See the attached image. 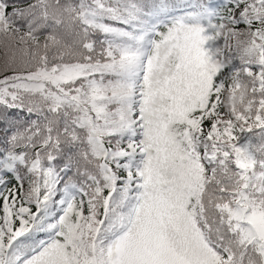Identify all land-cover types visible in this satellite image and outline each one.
Returning <instances> with one entry per match:
<instances>
[{
	"label": "snow or ice",
	"instance_id": "1",
	"mask_svg": "<svg viewBox=\"0 0 264 264\" xmlns=\"http://www.w3.org/2000/svg\"><path fill=\"white\" fill-rule=\"evenodd\" d=\"M226 3L0 0V264H264V0Z\"/></svg>",
	"mask_w": 264,
	"mask_h": 264
},
{
	"label": "trees",
	"instance_id": "2",
	"mask_svg": "<svg viewBox=\"0 0 264 264\" xmlns=\"http://www.w3.org/2000/svg\"><path fill=\"white\" fill-rule=\"evenodd\" d=\"M209 6L218 12L223 11L228 7L226 0H209ZM219 42H220V40H217L215 42H210L208 47H212V48L218 47ZM0 55H2V54H0ZM230 58L232 59V66H231V69H226V73L229 71H234V70H237L240 68V62L238 59L235 58L234 53L230 54ZM227 98H228V96L226 95L225 96V103H227ZM11 115L13 116V118H18L20 120H24V119L28 118L23 113H15L14 112V113H11Z\"/></svg>",
	"mask_w": 264,
	"mask_h": 264
},
{
	"label": "clouds",
	"instance_id": "3",
	"mask_svg": "<svg viewBox=\"0 0 264 264\" xmlns=\"http://www.w3.org/2000/svg\"><path fill=\"white\" fill-rule=\"evenodd\" d=\"M231 33V30H227L223 33V35L228 36ZM228 65L226 64L225 67ZM248 92L245 90L244 86H241V91L235 96H228L226 106H231L233 104L239 106L242 99H247Z\"/></svg>",
	"mask_w": 264,
	"mask_h": 264
},
{
	"label": "rangeland",
	"instance_id": "4",
	"mask_svg": "<svg viewBox=\"0 0 264 264\" xmlns=\"http://www.w3.org/2000/svg\"><path fill=\"white\" fill-rule=\"evenodd\" d=\"M223 45V40L221 39L219 44H218V47L222 46Z\"/></svg>",
	"mask_w": 264,
	"mask_h": 264
}]
</instances>
